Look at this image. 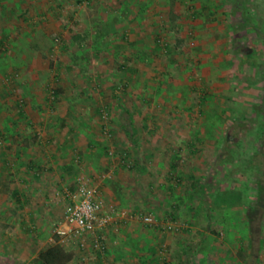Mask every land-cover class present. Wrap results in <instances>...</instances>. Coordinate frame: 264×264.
Wrapping results in <instances>:
<instances>
[{"label":"rangeland","instance_id":"rangeland-1","mask_svg":"<svg viewBox=\"0 0 264 264\" xmlns=\"http://www.w3.org/2000/svg\"><path fill=\"white\" fill-rule=\"evenodd\" d=\"M263 92L264 0H0V264H264Z\"/></svg>","mask_w":264,"mask_h":264},{"label":"built area","instance_id":"built-area-1","mask_svg":"<svg viewBox=\"0 0 264 264\" xmlns=\"http://www.w3.org/2000/svg\"><path fill=\"white\" fill-rule=\"evenodd\" d=\"M69 207L65 212L66 229L59 230L61 235L77 236L82 249L90 246L98 254L104 255L106 251L102 231L109 218L102 214L103 201L97 188L81 185L74 193L67 195ZM146 220L150 221L149 217Z\"/></svg>","mask_w":264,"mask_h":264},{"label":"trees","instance_id":"trees-1","mask_svg":"<svg viewBox=\"0 0 264 264\" xmlns=\"http://www.w3.org/2000/svg\"><path fill=\"white\" fill-rule=\"evenodd\" d=\"M236 3L240 5L241 2L239 1ZM262 102V111L264 112V96ZM256 205L257 206L253 208V211L254 213H258L257 215L260 217L264 212V178L258 182V198ZM74 257V252L66 250L65 247L60 243L58 236L53 245L47 247L45 250L39 253L35 262L36 264H68L74 259Z\"/></svg>","mask_w":264,"mask_h":264},{"label":"crops","instance_id":"crops-1","mask_svg":"<svg viewBox=\"0 0 264 264\" xmlns=\"http://www.w3.org/2000/svg\"><path fill=\"white\" fill-rule=\"evenodd\" d=\"M107 191V189L105 190V188H104V193Z\"/></svg>","mask_w":264,"mask_h":264}]
</instances>
